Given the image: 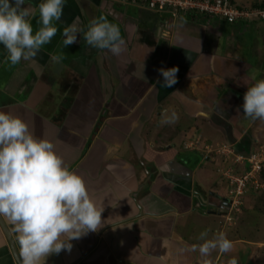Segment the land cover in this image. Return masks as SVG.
Returning <instances> with one entry per match:
<instances>
[{
	"label": "crops",
	"instance_id": "crops-1",
	"mask_svg": "<svg viewBox=\"0 0 264 264\" xmlns=\"http://www.w3.org/2000/svg\"><path fill=\"white\" fill-rule=\"evenodd\" d=\"M41 2L25 0L34 12V31L41 26ZM136 11L114 0H66L61 20L54 22L57 34L35 60L12 65L0 45V110L20 116L38 137L51 140L105 209L98 232L71 241L70 252L53 254L46 264H198L199 253L191 248L202 243L201 232L208 230L209 239L219 232L231 235L217 221L224 218L216 211L226 182L216 171L219 155L211 150L224 143L239 151L257 145L250 131L260 120L246 119L239 100L254 83V73L234 79L238 68L231 61L245 62L246 42L237 35V48L215 56L212 69L210 51L200 42L206 31L197 29L194 19L182 17L187 23L175 26L161 14L141 25ZM100 15L119 25L126 51L114 56L93 48L83 32L76 43L63 47L65 26L76 22L86 31ZM61 52L63 62L52 64L51 55ZM174 66L178 82L165 88L159 69ZM260 73L256 77L264 78ZM224 88L231 94L224 115L228 121L219 114L225 109L219 100L227 95L220 91ZM173 111L179 119L162 124L164 114ZM210 132L218 140L208 139ZM205 164L212 175L199 172ZM1 218L18 255L13 225ZM233 252L234 247L228 253L214 251L213 264H225ZM0 264H18L1 227Z\"/></svg>",
	"mask_w": 264,
	"mask_h": 264
},
{
	"label": "clouds",
	"instance_id": "clouds-1",
	"mask_svg": "<svg viewBox=\"0 0 264 264\" xmlns=\"http://www.w3.org/2000/svg\"><path fill=\"white\" fill-rule=\"evenodd\" d=\"M65 3L66 0H43L38 6L41 26L34 31L31 22L34 12L30 5L25 6V0H0V45L6 49L7 60L12 65L21 60H35L42 47L51 42L58 31L54 22L61 20ZM256 10L264 9L253 8L250 13ZM240 20L247 19L234 22ZM82 32L86 43L93 48L108 50L114 56L126 51L119 25L105 15L93 18L86 31L76 22L65 26L63 47L76 43L77 34ZM64 58L63 52L53 54L50 62L58 65ZM159 71L164 78L163 87L178 82V67ZM243 100L245 118L264 121V78L247 88ZM178 119L173 111L164 114L161 123L173 124ZM216 146L211 150L214 154ZM104 210L90 193L84 177L70 170L51 140L38 137L20 116L0 110V217H6L17 234L19 264H46L51 255L64 250L70 252L71 241L98 232L104 226ZM198 239L202 243L191 248L199 253L198 264H213L214 251L228 253L233 248L223 232L209 239L205 230ZM227 264L239 262L232 257Z\"/></svg>",
	"mask_w": 264,
	"mask_h": 264
},
{
	"label": "rangeland",
	"instance_id": "rangeland-1",
	"mask_svg": "<svg viewBox=\"0 0 264 264\" xmlns=\"http://www.w3.org/2000/svg\"><path fill=\"white\" fill-rule=\"evenodd\" d=\"M228 1H231L230 3L234 7H237L240 11L245 12V13H250L254 8L253 6L264 4V0H228ZM189 3L190 2L181 4L183 6L184 11L191 9L188 7H193V4L192 3L189 4ZM172 4L176 5L174 3ZM137 10H138L136 11L137 15L140 13V15L142 16V17H139V23L141 25L145 24L146 23L145 21L147 20L156 19L157 17H163L161 14L160 15L158 14L159 16L157 15L150 16L149 15L150 13L148 14L147 12H143L144 9L140 6H137ZM184 11H181V13ZM214 11L216 12V10ZM182 16L183 15H181V17ZM175 17L179 19V17L175 16L174 14V18ZM246 19L247 20L244 22H240V21L235 22L234 25H237L235 26V28L237 27V29L235 30V32H233V33H238L241 29H243V32H242L243 37L242 36L240 37L242 38L244 42H246L244 43L242 47L243 49L242 52H244L243 56L246 57L245 62L241 63V61L239 60H231V61L235 64L233 65L238 68L234 79L241 80L242 75H248L253 72L254 74L250 77H254L255 79L253 78V81L255 82V80L262 79L260 77H256V75L260 73V70H261L260 74L262 73L264 74V68H261V67H264V61H260V58L258 56H255V54H257L260 57L264 58V26H262L264 25V17L254 18L253 16L250 15ZM214 20L215 18L211 19L208 23L205 22L204 23L205 26L203 23L199 24L197 22L198 24V25L196 24L197 29H200V28L202 29L201 26H203L206 31L205 35L208 32H210L211 34L212 33L215 34L216 33L214 32L215 29L216 30L222 29L223 34L225 33L226 30L234 31L232 29L234 27L233 24L228 23L221 19H216L215 20V22L217 23L216 24ZM190 23H192L191 20H190ZM224 23L228 25L227 27L229 29L225 27V30L223 31V28L225 25ZM208 36L209 34H207V37ZM235 39H236V36H235ZM220 40L223 42V39H220ZM258 42H259V46H258ZM240 66H242V69ZM246 90L247 89L244 88L242 91H246ZM243 124H246V119L243 120ZM254 125L255 126H253L252 131H250V135L251 136L253 135V143L255 145V143L257 142L256 143L257 145H255V147L253 146L250 149L239 151L238 148H235L234 146L235 144L234 145L232 144L231 147H233L235 152L236 153L238 152L239 155L249 156L250 153L252 152H254V154L256 155L258 154V152H261V150H263L264 152V121L260 120V123L258 122ZM210 133L211 134L209 135H211L212 138L209 136L208 139H210L211 141L218 140L215 134H213V132H210ZM215 155H219V161H221V164H220L221 166L217 168L216 171L223 178L222 182L224 184L226 182L227 175L233 176L234 172L240 173L239 169L235 167L233 160L231 159L232 157H230V155L228 158H226L222 155L220 150L218 151L216 150ZM206 166L207 165L205 164L204 166H202L203 169L199 168V172L203 173V175L204 174L212 175L214 173L212 170V167L204 169ZM223 171H224V175L222 173ZM263 172H264V169L261 171V174L259 175V180L257 181L259 188L257 189H255L256 187L254 185H249L248 187L245 188L242 194L238 196H234V198H231L229 196L230 194L228 193V191L230 189L228 188L226 189L227 190L225 191L226 194L224 193V189L221 190V193H224L225 197L229 198L230 202L229 204L227 201L224 202L225 207L223 208L224 209L226 208L227 214L225 218H223V220H221V218L219 217L217 221L218 223L223 222L222 226H228L227 233L229 232L228 234H231V235L227 236V238H229L230 240L234 242L233 243L234 245L233 253H234V256L237 257L239 264H264V176H263ZM221 187L224 188L223 185ZM199 215L201 214L197 213V222L201 221V218L199 217ZM238 240L241 241V243L237 242ZM238 256L240 257L238 258ZM225 264H227V262Z\"/></svg>",
	"mask_w": 264,
	"mask_h": 264
},
{
	"label": "built area",
	"instance_id": "built-area-1",
	"mask_svg": "<svg viewBox=\"0 0 264 264\" xmlns=\"http://www.w3.org/2000/svg\"><path fill=\"white\" fill-rule=\"evenodd\" d=\"M113 1V0H112ZM118 3L140 6L144 10L156 14H171L174 17L181 15V11H184L183 3H192L193 7L188 8H199L202 11L207 12L211 16H221L229 23L241 18H248L250 15L264 17V10H256L253 13H245L240 11L238 8L234 7L228 0H114ZM172 3L176 4L173 5ZM189 3V4H190ZM213 10V11H212ZM216 10V12L214 11ZM214 13V15H213ZM217 151L220 150L222 155L226 158L232 157L233 163L240 173H235L226 176V182L229 196L234 198L243 193L246 187L249 185H254L257 189L259 188L257 181L259 180V175L264 169V152H254L250 153L249 156L239 155L236 153L234 148L230 144L224 143L222 146H216ZM234 158V159H233ZM226 173V172H225ZM224 175V172H223ZM232 200V199H231Z\"/></svg>",
	"mask_w": 264,
	"mask_h": 264
},
{
	"label": "flooded vegetation",
	"instance_id": "flooded-vegetation-1",
	"mask_svg": "<svg viewBox=\"0 0 264 264\" xmlns=\"http://www.w3.org/2000/svg\"><path fill=\"white\" fill-rule=\"evenodd\" d=\"M182 15V14H181ZM179 17V16H178ZM183 18L184 17H186L185 16V14L182 16ZM182 17H179V19L178 18H174L171 14H169L168 13V19L170 20V22H172L175 26H178V25H184V23H187V21L186 22H183L182 20H181V18ZM191 19H192V17H191ZM194 19V18H193ZM195 20V19H194ZM198 25V24H197ZM199 26H201V25H199ZM204 26H205V24H204ZM209 26V25H208ZM225 27H227L226 25H224V28ZM210 28V27H209ZM229 29V28H228ZM209 30V29H208ZM225 29H223V31H224ZM210 31V30H209ZM230 31V30H229ZM214 32H216L215 34L214 33H206V36H205V38L203 39V41H200L201 43H203V47H204V49H205V51L207 50V51H210L209 53H210V55H211V64H210V67L213 69L214 68V66H212L213 64H212V62L214 61V57L216 56H220V55H222V54H224V52H226L227 50H233V49H236L237 48V46H238V43H239V41L237 40V35L238 36H242V32L241 33H234L235 34V36H236V39H235V36L233 35H231V34H229L228 33V30H226L225 31V33L223 34V32H222V29H219V30H214ZM235 32V31H234ZM207 34H209V36L208 37H210V38H208L207 37ZM213 34H214V36H213ZM180 36H182V37H184V38H186L185 36H183V35H180ZM220 39H223V42L220 40ZM199 42V44H201ZM221 75V74H220ZM225 77V76H224ZM222 80H224V78L222 79ZM225 80L226 81H229V78H225ZM228 84H229V82H227ZM229 86V85H228ZM227 86V87H228ZM220 91L221 92H223V91H225L226 93H227V95H223V94H221V96H220V103L221 104H223L224 106H225V109H223L222 111H221V113H219V114H221V117L223 116L224 117V119H225V114H226V118H227V114H228V110L226 109V105L228 104L227 103V101H228V99H229V97H230V93H228L227 92V89H220ZM242 94H243V92H242ZM233 95V94H232ZM223 96V97H222ZM243 96L244 95H242L241 97L243 98ZM222 97V98H221ZM242 98H240L239 100L240 101H244ZM240 103H243V102H240ZM233 111H234V108L233 107H230L229 108V112H232L233 113ZM224 119H221L220 121L221 122H223L224 121ZM227 119H225V121H226ZM228 121V120H227ZM222 126V125H221ZM222 201H223V203L221 202L220 203V205H219V211L217 210L216 212H220L221 214H224V218H225V216H226V214H227V210H226V208L224 209L223 207H225L224 206V202L225 201H228V198H226V197H222V199H221ZM230 202V201H229ZM229 202H228V204H229Z\"/></svg>",
	"mask_w": 264,
	"mask_h": 264
},
{
	"label": "trees",
	"instance_id": "trees-1",
	"mask_svg": "<svg viewBox=\"0 0 264 264\" xmlns=\"http://www.w3.org/2000/svg\"><path fill=\"white\" fill-rule=\"evenodd\" d=\"M202 1V0H201ZM231 2V1H230ZM254 8H259V9H264V4H260V5H256L253 6ZM182 15L185 14L186 18L188 17H192L195 19V22L200 23H208L213 17H217L218 19H222L224 21H226L225 19H223L221 16H211L210 14H208L205 11L200 10L199 8H193V9H188L187 11L185 10L184 12L181 13ZM181 17V15H180ZM220 17V18H219ZM245 20H240V22H244ZM227 22V21H226ZM239 22V21H237ZM229 23V22H228ZM235 23V22H234ZM225 25H227L226 23H224ZM263 176H264V172H263Z\"/></svg>",
	"mask_w": 264,
	"mask_h": 264
},
{
	"label": "water",
	"instance_id": "water-1",
	"mask_svg": "<svg viewBox=\"0 0 264 264\" xmlns=\"http://www.w3.org/2000/svg\"><path fill=\"white\" fill-rule=\"evenodd\" d=\"M0 227H1L2 231L4 232L5 236H6L7 239H8V242H9V244H10V248H11V251H12V253H13V256H14L15 261L19 264V257H18V255H17L16 250H15L14 244H13L11 238H10L9 232H8V230L6 229L5 224H4V222H3V220H2L1 217H0Z\"/></svg>",
	"mask_w": 264,
	"mask_h": 264
}]
</instances>
